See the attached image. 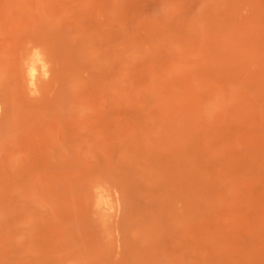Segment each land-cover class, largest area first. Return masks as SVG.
<instances>
[{"label": "rangeland", "instance_id": "374dc122", "mask_svg": "<svg viewBox=\"0 0 264 264\" xmlns=\"http://www.w3.org/2000/svg\"><path fill=\"white\" fill-rule=\"evenodd\" d=\"M0 264H264V0H0Z\"/></svg>", "mask_w": 264, "mask_h": 264}, {"label": "bare ground", "instance_id": "6f19581e", "mask_svg": "<svg viewBox=\"0 0 264 264\" xmlns=\"http://www.w3.org/2000/svg\"><path fill=\"white\" fill-rule=\"evenodd\" d=\"M43 62L40 55L36 54L34 61L28 67V78L32 85H36L42 76L47 75V67Z\"/></svg>", "mask_w": 264, "mask_h": 264}]
</instances>
